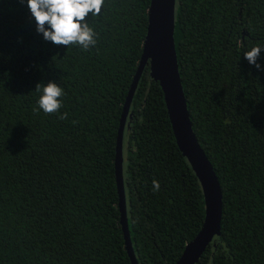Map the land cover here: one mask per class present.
<instances>
[{
    "label": "trees",
    "instance_id": "16d2710c",
    "mask_svg": "<svg viewBox=\"0 0 264 264\" xmlns=\"http://www.w3.org/2000/svg\"><path fill=\"white\" fill-rule=\"evenodd\" d=\"M148 5L104 0L87 17L97 43L85 51L44 40L27 0H0V264H130L113 158ZM173 25L191 127L221 191L219 235L194 264H264V70L244 58L264 47V0H175ZM49 81L64 89L63 106L34 112L35 86ZM121 166L137 264H174L204 205L147 66L125 117Z\"/></svg>",
    "mask_w": 264,
    "mask_h": 264
},
{
    "label": "water",
    "instance_id": "95a60500",
    "mask_svg": "<svg viewBox=\"0 0 264 264\" xmlns=\"http://www.w3.org/2000/svg\"><path fill=\"white\" fill-rule=\"evenodd\" d=\"M175 0H149L146 31L135 72L125 96L115 137L113 158L117 209L123 244L130 264H137L129 238L122 182V131L129 103L144 66L156 81L175 144L195 174L202 192L204 216L197 233L185 243L174 264H194L208 244L219 235L221 191L216 176L193 133L180 82L173 42Z\"/></svg>",
    "mask_w": 264,
    "mask_h": 264
},
{
    "label": "clouds",
    "instance_id": "9594fccd",
    "mask_svg": "<svg viewBox=\"0 0 264 264\" xmlns=\"http://www.w3.org/2000/svg\"><path fill=\"white\" fill-rule=\"evenodd\" d=\"M104 0H27L29 11L36 22V30L42 33L43 39L57 46L78 45L82 50H89L97 43V34L89 27L87 17L98 16L101 13ZM262 46H254L244 52V58L258 70L264 67L258 63ZM35 91L40 93L33 111H43L45 115L58 113L61 109V98L65 95L64 89L56 82L47 84L37 83ZM61 120L68 118V113H61ZM75 123V121H73ZM153 191L160 190L158 180L152 181Z\"/></svg>",
    "mask_w": 264,
    "mask_h": 264
}]
</instances>
